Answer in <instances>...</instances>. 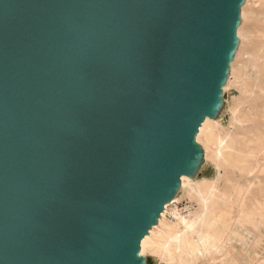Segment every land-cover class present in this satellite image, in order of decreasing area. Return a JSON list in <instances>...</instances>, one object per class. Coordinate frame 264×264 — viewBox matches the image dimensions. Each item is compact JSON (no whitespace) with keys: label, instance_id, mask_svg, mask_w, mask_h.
Masks as SVG:
<instances>
[{"label":"water","instance_id":"obj_1","mask_svg":"<svg viewBox=\"0 0 264 264\" xmlns=\"http://www.w3.org/2000/svg\"><path fill=\"white\" fill-rule=\"evenodd\" d=\"M245 0H0V264H148L198 176Z\"/></svg>","mask_w":264,"mask_h":264},{"label":"bare ground","instance_id":"obj_2","mask_svg":"<svg viewBox=\"0 0 264 264\" xmlns=\"http://www.w3.org/2000/svg\"><path fill=\"white\" fill-rule=\"evenodd\" d=\"M242 14L246 17H250L253 13L243 12ZM259 28L263 29L262 27ZM247 39H249L248 36ZM251 40H253V38ZM256 40L258 41L257 53L260 51L261 55L264 57V34L259 36ZM249 43L252 44L251 42ZM253 54H251V57L254 56ZM240 70L241 68L239 71ZM242 73L246 74L245 72ZM247 76L250 78L251 75ZM253 91L256 93V90ZM259 117L262 116L259 114ZM216 130L215 123L207 119L202 124L198 133V143L200 136H205L206 158H211L218 165H226L239 169L244 174H249L252 171V163L255 162L256 172L264 173V163H261L257 159L259 153L264 156V131H261L260 127H255V129L247 135L249 138L246 137V139H235L234 137L232 139L228 138L229 136L223 138L224 136H219V134L216 133ZM202 144L204 143L202 142ZM184 181L182 182V185H185ZM232 182H234V180ZM187 183L188 181H186V185H188ZM205 183L197 184L196 188L191 191L192 195L198 200L199 209L187 216H182L177 209L172 210L171 213L176 217L175 225L167 223L165 213H163L158 225L155 226L150 231L149 235L143 239L141 244V256H144L147 251H150L166 264H195L201 259L206 258L209 259L205 264H264V254L261 252L264 242V237L261 231L264 227L263 189H260L256 194L250 195L251 192L248 197L247 189L236 183L238 185L231 186L234 199L233 201H230L227 196H224L225 193L219 195L215 192L213 185L211 186ZM211 183L213 184V182ZM165 210L167 211L168 209ZM234 243L240 245L242 247V252L245 254L238 252L233 246Z\"/></svg>","mask_w":264,"mask_h":264},{"label":"rangeland","instance_id":"obj_3","mask_svg":"<svg viewBox=\"0 0 264 264\" xmlns=\"http://www.w3.org/2000/svg\"><path fill=\"white\" fill-rule=\"evenodd\" d=\"M246 9L248 10V12ZM243 12L253 13V14L250 16L251 17L250 18L248 16L247 17L244 16V14H242ZM242 13H241L242 22H241V25L238 29L240 31V32L238 31V37L240 40V44H239L235 59L231 65V70H230L228 82H227L226 86L224 87L223 108H222L221 114L218 117V119H216V120L209 119L210 121L215 123L216 129H217L216 133H218L219 136H221V137L224 136L223 138H225V137L227 138L228 136H229L228 138H232V139H233V137L235 139H241V138L246 139V137L249 138L247 135H249V133L251 131H253L255 129V127H260V130L264 131V80H262V79H264V65H262V64H264V57H263V55H261L260 51L257 53L258 41L256 40V39H258L259 36L264 34V32H263L264 31V27H263L264 26V18H263L264 17L263 16L264 15V0H245V4L242 8ZM254 13H256V14H254ZM256 17H257V19H256ZM261 18H262V20H261ZM254 19L256 20L257 23L255 22ZM258 26L262 27L263 29L259 28ZM247 36L249 37V39H247ZM240 37H241V39H240ZM252 38H253V40H251ZM243 40H245V41H243ZM249 42H251L253 45L250 44ZM247 46H249V47H247ZM252 46H254V47H252ZM254 49H256V50H254ZM251 54H253L254 56L251 57ZM256 66H257V69H256ZM260 67H261V69H260ZM240 68H241L240 71L245 72L249 76L251 75L250 78L246 74L240 72L239 71ZM248 73H251V74H248ZM242 90H244V91H242ZM253 90H256V93ZM259 90L261 91V94H260ZM253 92L256 95H254ZM257 94H259V95H257ZM257 96H259V97H257ZM258 108L261 110H259ZM245 114H246V116H245ZM259 114L262 117H259ZM245 122H247V123H245ZM203 140H205V136L201 135L199 138V143L201 144V146L203 145L202 148L204 149L205 155H204V162L202 164V167L200 169L198 176L195 178H188V177H186L187 179L185 177L182 178V182L185 180L184 182L186 185V181H188V183H187L188 185H186V186L181 185V189H180L177 197L172 201L171 204H168L166 206L165 209H168V210L167 211L164 210L165 212H163V213H165L166 222L169 223L170 225L176 224V217L171 213L172 210L177 209V211L179 213H181L182 216H187L190 213H193L199 209L198 200L191 193L192 189L196 188L197 184H202V183L206 182L205 184H207V185H211V186L213 185V187L215 188V192L217 194L223 195V193H225L224 196H227V198H229L230 201H233V199H234V195L232 194V187H231L232 185H238L239 184L241 187L246 188L247 193H248L247 194L248 197L252 194H256V192H258L260 189H263V193H264V173L263 172H260V173L256 172V163L255 162L252 163L254 169L252 168V171L249 174H244L239 169H235V168H232L230 166L218 165L211 158H209V159L206 158V155H207L206 154L207 152L205 149L206 140L205 141H203ZM202 142L204 144H202ZM262 155L263 154L259 153L257 156V159L261 163H264V161H263L264 156H262ZM228 170H230V171H228ZM233 180H234V182H232ZM211 182H213V184ZM236 183H238V184H236ZM256 189H257V191H256ZM229 192H231V193H229ZM226 194H228V195H226ZM229 196L232 198H230ZM257 197H259V196H257ZM263 228L261 229V231H262V234L264 237V229ZM246 241H247V239H246ZM233 246L235 247V249L238 252L245 254L244 252H242V250H241L242 247L240 245H238L237 243H234ZM261 252L264 254V242H263V246L261 248ZM143 257L148 259V264H166V263H163V261H161V259L159 257L154 255L150 251H147ZM208 259L209 258L201 259L199 262H197L195 264H205L208 261Z\"/></svg>","mask_w":264,"mask_h":264}]
</instances>
